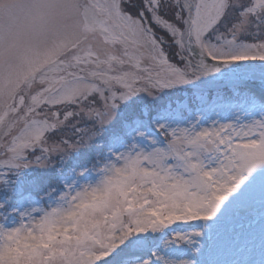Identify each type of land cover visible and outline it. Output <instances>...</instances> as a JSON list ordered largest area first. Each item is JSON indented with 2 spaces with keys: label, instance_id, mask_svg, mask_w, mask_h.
<instances>
[{
  "label": "snow or ice",
  "instance_id": "obj_1",
  "mask_svg": "<svg viewBox=\"0 0 264 264\" xmlns=\"http://www.w3.org/2000/svg\"><path fill=\"white\" fill-rule=\"evenodd\" d=\"M58 72L0 112V264H264V0H85Z\"/></svg>",
  "mask_w": 264,
  "mask_h": 264
},
{
  "label": "rangeland",
  "instance_id": "obj_2",
  "mask_svg": "<svg viewBox=\"0 0 264 264\" xmlns=\"http://www.w3.org/2000/svg\"><path fill=\"white\" fill-rule=\"evenodd\" d=\"M85 0H10L0 16V112L59 74L80 37Z\"/></svg>",
  "mask_w": 264,
  "mask_h": 264
},
{
  "label": "clouds",
  "instance_id": "obj_3",
  "mask_svg": "<svg viewBox=\"0 0 264 264\" xmlns=\"http://www.w3.org/2000/svg\"><path fill=\"white\" fill-rule=\"evenodd\" d=\"M10 0H0V16H7L9 14L8 4Z\"/></svg>",
  "mask_w": 264,
  "mask_h": 264
}]
</instances>
